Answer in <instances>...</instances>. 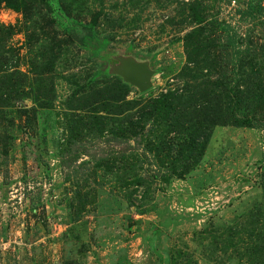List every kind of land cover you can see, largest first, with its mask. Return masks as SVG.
I'll return each instance as SVG.
<instances>
[{
    "label": "rangeland",
    "instance_id": "1",
    "mask_svg": "<svg viewBox=\"0 0 264 264\" xmlns=\"http://www.w3.org/2000/svg\"><path fill=\"white\" fill-rule=\"evenodd\" d=\"M0 264H264V0H0Z\"/></svg>",
    "mask_w": 264,
    "mask_h": 264
},
{
    "label": "trees",
    "instance_id": "2",
    "mask_svg": "<svg viewBox=\"0 0 264 264\" xmlns=\"http://www.w3.org/2000/svg\"><path fill=\"white\" fill-rule=\"evenodd\" d=\"M107 147H104L103 149L99 150V153H92L91 150H88L87 147L83 144H73L70 148V150L63 156V159L61 160V167L63 169L69 168V163L71 160L76 161L80 157H88V158H95L96 156L99 157H107L109 155H116L118 157H123L127 153L131 152L133 150L132 147L128 144H122L118 140L114 138H109L107 140ZM109 143H116V144H109Z\"/></svg>",
    "mask_w": 264,
    "mask_h": 264
},
{
    "label": "water",
    "instance_id": "3",
    "mask_svg": "<svg viewBox=\"0 0 264 264\" xmlns=\"http://www.w3.org/2000/svg\"><path fill=\"white\" fill-rule=\"evenodd\" d=\"M119 75L130 86L136 88L140 93L150 89L151 72L145 65L125 64L120 67Z\"/></svg>",
    "mask_w": 264,
    "mask_h": 264
}]
</instances>
